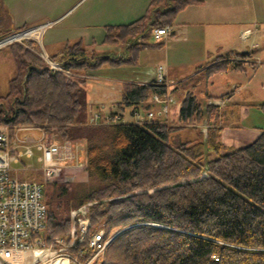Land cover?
<instances>
[{
    "label": "trees",
    "instance_id": "1",
    "mask_svg": "<svg viewBox=\"0 0 264 264\" xmlns=\"http://www.w3.org/2000/svg\"><path fill=\"white\" fill-rule=\"evenodd\" d=\"M201 2L150 0L133 21L105 25L100 44L120 45L126 57L88 50L81 39L66 41L49 57L73 74L104 64H135L140 51L164 45L151 41L154 29L173 27L180 11ZM6 12L0 0V37L26 28L13 27ZM7 47L15 55L17 71L7 92L0 93V128L32 125L59 141L84 142V168L93 185L77 195L68 182L41 183L47 207L41 234L45 245L56 236L68 238V212L89 204L84 240L72 246L71 253L86 260L92 253L88 240L96 231L102 228L105 240L115 234L92 264H264V125L251 143L228 151L220 141L221 127H209L205 134L198 131L197 137L172 146L169 140L175 132L196 130L204 120L216 122L211 115L218 114V106H203L191 90L165 117L141 125L133 119L89 125L85 79L51 73L23 44ZM252 53L215 58L188 80L244 72L246 66L255 72L258 64ZM165 91L156 81L129 82L117 106H129L131 117L137 110L153 111L147 100ZM231 93L213 96L205 91L202 99L221 100ZM258 108L264 114V102Z\"/></svg>",
    "mask_w": 264,
    "mask_h": 264
},
{
    "label": "rangeland",
    "instance_id": "2",
    "mask_svg": "<svg viewBox=\"0 0 264 264\" xmlns=\"http://www.w3.org/2000/svg\"><path fill=\"white\" fill-rule=\"evenodd\" d=\"M6 13L9 16V23L12 26L31 28L35 26H43L42 34L36 37L35 47L39 52H42L41 47L49 55L57 52L66 41L70 43L76 40H82L83 44L91 50L93 48L97 52L118 50L122 54V46L120 45H101L105 34V25L114 24H126L133 21L134 18L138 17L142 13L141 7L147 0H1ZM205 16L209 21L215 22L216 24H210L207 27V35L209 39L215 36V32L218 28L217 35L221 36L226 42H232L234 47H237L239 51H247V47H252L256 61L258 62V67L253 74V77L248 78L252 74L251 68H247V74L235 75L240 83H245L244 87L235 92L233 99L240 102L247 110L248 115L243 120L242 114H240L239 105H232L223 110L226 114V122L230 125L239 126H249V127H261L264 125V114L259 110L258 105L264 102V0H223L220 4H217L216 0H206L205 1ZM223 2L225 4H223ZM218 8V11L214 12V8ZM147 8V7H146ZM146 10V9H145ZM235 12H233V11ZM217 12L220 16L217 18ZM213 13L214 15H210ZM234 19L236 21H234ZM163 28V27H162ZM248 29L249 32L244 35V38H240V31ZM22 30V29H21ZM19 30V31H21ZM15 32V31H13ZM167 38V37H166ZM166 38L163 40L166 46ZM95 41V45L91 44V41ZM152 42H155L151 39ZM21 44V43H20ZM41 45V46H40ZM161 48L148 47L145 50L140 51L143 54L150 53V57L153 61H158L161 57V52L165 46ZM120 50V51H119ZM213 51V50H212ZM211 51V52H212ZM143 56V55H141ZM207 57V56H206ZM209 57V56H208ZM207 57V58H208ZM210 58L208 59H212ZM204 58V61L207 60ZM143 58L139 60L140 63L137 64H122L120 66H111L110 64H104L100 68L92 71H83L76 73V75L82 79L86 80L87 89V104L90 113V118L93 117L94 113H98L100 116V121L104 120L106 117L117 115L120 110H123L121 116L123 122L132 121V117L129 115V106L120 109L117 106L119 102L120 94L123 89L124 84L129 83L130 80L125 79L123 74L124 70L129 72V70H135L138 67H144V62H141ZM130 68V69H128ZM135 68V69H134ZM159 68L158 74L161 72ZM17 71L16 58L10 47H3L0 49V93L5 94L8 90V81L13 76H15ZM186 71V70H185ZM138 72V70H137ZM185 74L186 72H183ZM228 78L224 74H219L215 77L213 85L209 90L215 94H219L225 91L227 86ZM126 80V81H124ZM194 84V83H193ZM232 86V85H231ZM174 91L173 98L174 103L177 102V107L179 106V101L185 94L186 90L190 89L188 84H180ZM195 94L204 102L202 99L204 94L198 93L197 90H193ZM147 100L152 104L150 99ZM173 97V96H172ZM173 103V104H174ZM112 105V106H111ZM155 105V104H154ZM155 107V106H154ZM157 107V106H156ZM172 107V106H171ZM170 107V109H171ZM158 109V107H157ZM169 109V112H170ZM104 111L105 113H102ZM142 111V110H140ZM156 112V111H154ZM168 112V114H169ZM103 114V115H100ZM166 114V115H168ZM158 117H163L159 116ZM89 125H96L89 123ZM101 124V123H99ZM108 124L109 123H105ZM22 126V125H20ZM30 130L19 131L18 134L22 137L26 132H31L37 128L32 125ZM198 131L194 129H184L175 132L169 140L170 145H175L178 142H183L197 137ZM39 132L33 131V138H37ZM48 134V135H47ZM47 140L50 142L61 145L60 143H70L78 146L80 152V160L84 163L85 158V145L84 142H73L69 140L59 141L56 139L55 134L46 133ZM32 138V137H31ZM225 146L224 150L235 149L237 145L234 143ZM35 157L31 160H26L25 164H31V167L24 168L22 164L13 165L14 168L21 169L18 172H10L11 177H20L30 180H35L42 184H62L68 182L71 184V189L77 195H83L87 192L92 185V182L88 179L87 173L84 166L82 167H65L60 175H57L55 179L50 181H45L41 170L38 169L40 165L36 162V157L39 152L34 150ZM54 188V187H53ZM49 189V188H48ZM52 190V188L50 189ZM63 200V199H62ZM89 204L82 205L78 209H73L68 212L70 218V229L69 236L66 239H62L58 236L52 239L51 244L45 245L42 242V248L45 254L38 259L34 264H56L57 261H61L60 264H67L66 259H72V257H77L78 255H73L70 248L77 243H82L84 240V235L88 229L89 219L87 216V211L83 216L82 213H78V218L86 219V228L84 234L80 233V227L83 225H78L79 223L76 218L77 210H87ZM104 233L101 228L94 234ZM115 234L111 233L108 240L105 243H101V253L98 256L104 254L105 247L112 239ZM112 236V237H111ZM42 237V236H41ZM82 238V242H78ZM90 240V239H89ZM88 240V241H89ZM60 241L61 243H58ZM74 244L72 245V243ZM63 244V245H61ZM59 248H64V251H59ZM69 257V258H67ZM62 259V260H59Z\"/></svg>",
    "mask_w": 264,
    "mask_h": 264
},
{
    "label": "built area",
    "instance_id": "3",
    "mask_svg": "<svg viewBox=\"0 0 264 264\" xmlns=\"http://www.w3.org/2000/svg\"><path fill=\"white\" fill-rule=\"evenodd\" d=\"M41 28L43 26L24 28L21 31L11 32L0 37V49L12 43H21L35 52L51 73L59 71L67 77L76 75L64 71L62 66L51 59L42 47V52L37 50L35 41L39 34L41 37ZM169 34V27L156 28L152 32V37L154 41L160 42ZM29 41H32L30 45L28 44ZM156 82H164L161 73L158 74ZM164 85L166 86L165 94L163 96L153 94L152 99H150L151 103L158 107L156 112L145 111L143 116L140 110L134 111L132 119L135 124L141 125L149 122L157 115L167 116L166 114H168L174 100L168 84L165 83ZM101 119L98 113H94L93 117L89 119V123H114L118 122L121 117L117 114L100 121ZM30 128V126L17 125L0 128V264H34L41 258L40 255L35 256L34 251L43 250L41 234L45 227L47 207L43 198L42 184L35 180L11 177L10 172L21 170L14 168L13 165L22 164L24 165L23 169L31 167V164H25V161L33 159L35 157L34 150H36L39 152L36 157V162L40 163L38 169L41 170L45 181L55 179L65 167L84 166L80 160L81 150L76 145L70 143L58 145L50 142L43 131L36 139L21 137L18 134L19 131H28ZM86 211L79 209L76 212L75 220L79 223L78 225H83L80 227L82 234H84L87 224L86 219L83 221V219L78 218V213H82L84 216ZM103 237V232L93 234L88 241V247L92 252L91 256L86 260L74 256L70 260L66 259L67 264H92L98 254L101 253V243H105L107 240ZM57 242L61 243L60 241ZM78 242H82V238ZM59 251L61 254L64 248H59Z\"/></svg>",
    "mask_w": 264,
    "mask_h": 264
},
{
    "label": "crops",
    "instance_id": "4",
    "mask_svg": "<svg viewBox=\"0 0 264 264\" xmlns=\"http://www.w3.org/2000/svg\"><path fill=\"white\" fill-rule=\"evenodd\" d=\"M205 1L206 0H202V2L199 4L189 5L176 15L173 27H169L172 36H170V34L167 36L165 40L166 46L164 45L165 48L161 50L163 51V54L162 52L160 53L161 58L158 61H153L150 57V53L143 54L146 51L144 49L145 51H143L142 53L140 52L137 59V62H139V60L143 58L141 62H144V67H138L137 69L134 68L135 70H129V72H126L127 70H124L123 74L126 76L125 79L130 80V82L142 84L156 81L158 78L159 68H161L160 73L164 80L163 84L167 83L170 90H174L175 86L178 87L180 84H188L190 87V89L188 90L192 91V89H195L198 93L201 94H204L205 91H208V93L213 96H219L221 94L229 93L230 91H232L229 96L221 100H209L203 102V106H205L206 104H214L218 106V114L216 116L214 115V113L213 115H211L213 118H216L215 124L214 122H209L210 124H208L204 120L201 124L198 125L196 131H200L205 134L206 129L209 127H221L222 131L220 134V141L223 143V145L228 146L232 144V141H230L229 139H233L234 143L237 145L236 148H240L251 143L259 135L260 130H258V127H235V125H230L225 121L227 116L223 112V110L232 105H239L240 114H242L243 120L248 115V112L244 109V106L241 105L240 102L233 99L235 92H237V90H240L245 85V83H240V81L237 79V76L235 75H240L242 73L247 74L248 66H246L244 72L227 71L223 73L214 74L213 76H210L207 80H201V78L199 77H193L192 80H188V78L192 77L197 70H199L206 63L210 62L215 58L226 56L231 52L243 53V51H239L237 47H234L232 42L228 43L224 39H222L221 36L217 35L219 28L216 31L214 30L215 36L209 39L206 29L210 26V24H216L215 22L217 21L212 22L206 18ZM216 1L217 4H220V1L223 0ZM149 2L150 0H147V2L144 3V5L141 7V15L144 13ZM223 4L225 3L223 2ZM215 11H218V8L215 7L214 12ZM210 15L214 14L211 13ZM219 16L220 13L217 12V18ZM234 21L236 20L234 19ZM248 32V29L241 30L240 38H244V35ZM253 48L254 46H252L251 48L247 47V51L244 52H253ZM110 52L115 53L119 57L125 56L123 53V55L120 54L118 50H111ZM206 56H209L208 58H210V56L213 57H211L212 59H208ZM204 58H207V60L204 61ZM252 60L258 64L254 53H252ZM137 64L140 65V63ZM182 71L186 73L183 74ZM255 72L252 71V74L249 75L248 78L251 79ZM219 74H224L231 79H228V82L226 84L227 86L225 87L224 92L215 94L211 92L209 88L213 85L215 77ZM172 96L173 98H175L174 93H172ZM175 104H177V102ZM155 110H157L156 106L153 107V111ZM101 112L105 113L104 111ZM122 112L123 110H120L119 113L122 117H124ZM141 114L144 116L143 111H141ZM129 115L131 116V108L129 109ZM33 131L39 132L38 136L41 135V129H36L32 130L31 132H26L25 135H22V137H34Z\"/></svg>",
    "mask_w": 264,
    "mask_h": 264
},
{
    "label": "bare ground",
    "instance_id": "5",
    "mask_svg": "<svg viewBox=\"0 0 264 264\" xmlns=\"http://www.w3.org/2000/svg\"><path fill=\"white\" fill-rule=\"evenodd\" d=\"M34 253H35V256H39L40 255V257H42L43 254H45V255L48 254V253L46 254L44 250H42V251L35 250ZM59 260H62V259H59ZM64 261H66V260H64Z\"/></svg>",
    "mask_w": 264,
    "mask_h": 264
}]
</instances>
